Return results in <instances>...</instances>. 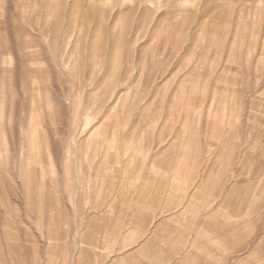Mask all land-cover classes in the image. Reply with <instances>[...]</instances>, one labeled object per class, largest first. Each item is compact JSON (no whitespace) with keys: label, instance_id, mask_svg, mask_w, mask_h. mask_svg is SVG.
I'll return each mask as SVG.
<instances>
[{"label":"rangeland","instance_id":"374dc122","mask_svg":"<svg viewBox=\"0 0 264 264\" xmlns=\"http://www.w3.org/2000/svg\"><path fill=\"white\" fill-rule=\"evenodd\" d=\"M0 264H264V0H0Z\"/></svg>","mask_w":264,"mask_h":264},{"label":"crops","instance_id":"0c3cea01","mask_svg":"<svg viewBox=\"0 0 264 264\" xmlns=\"http://www.w3.org/2000/svg\"><path fill=\"white\" fill-rule=\"evenodd\" d=\"M149 229H150V227H149ZM151 233H153V230L151 229V232H150V234ZM152 238L153 237H150V241H149V244H152L153 243V241H151L152 240ZM153 240H154V238H153ZM142 241V242H141ZM139 243H137L136 245H134L135 247H134V251H136V250H138L139 252H143L144 250V245L143 244H145L144 242V239L143 240H141ZM129 252H133L132 250L131 251H129ZM125 255H127V254H125Z\"/></svg>","mask_w":264,"mask_h":264}]
</instances>
